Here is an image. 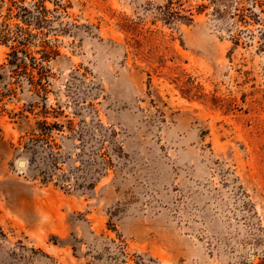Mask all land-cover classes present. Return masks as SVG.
I'll use <instances>...</instances> for the list:
<instances>
[{
  "label": "rangeland",
  "instance_id": "rangeland-1",
  "mask_svg": "<svg viewBox=\"0 0 264 264\" xmlns=\"http://www.w3.org/2000/svg\"><path fill=\"white\" fill-rule=\"evenodd\" d=\"M237 2L0 0V264L264 254V15Z\"/></svg>",
  "mask_w": 264,
  "mask_h": 264
},
{
  "label": "trees",
  "instance_id": "trees-1",
  "mask_svg": "<svg viewBox=\"0 0 264 264\" xmlns=\"http://www.w3.org/2000/svg\"><path fill=\"white\" fill-rule=\"evenodd\" d=\"M242 1L243 0H238L235 9L241 13H243L245 10L249 11L250 13L249 17L256 22H260L261 20L258 14L264 15V0H247L251 4L250 9H245V7L242 5ZM252 8L258 9V14L255 15L251 11ZM8 56L11 58L10 63L13 64L16 62H22V60L26 58L28 55L26 54V51H24L22 48L13 47V51ZM250 264H264V254L260 258H258V260L255 263H250Z\"/></svg>",
  "mask_w": 264,
  "mask_h": 264
},
{
  "label": "water",
  "instance_id": "water-1",
  "mask_svg": "<svg viewBox=\"0 0 264 264\" xmlns=\"http://www.w3.org/2000/svg\"><path fill=\"white\" fill-rule=\"evenodd\" d=\"M18 166H19L20 168H22V167L24 166V162H23V161L19 162Z\"/></svg>",
  "mask_w": 264,
  "mask_h": 264
},
{
  "label": "bare ground",
  "instance_id": "bare-ground-1",
  "mask_svg": "<svg viewBox=\"0 0 264 264\" xmlns=\"http://www.w3.org/2000/svg\"><path fill=\"white\" fill-rule=\"evenodd\" d=\"M24 166H25V164H24ZM24 166H23V167H24Z\"/></svg>",
  "mask_w": 264,
  "mask_h": 264
}]
</instances>
